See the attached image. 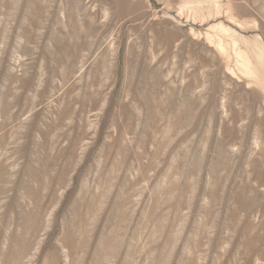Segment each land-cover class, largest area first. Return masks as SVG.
<instances>
[{
    "label": "rangeland",
    "instance_id": "1",
    "mask_svg": "<svg viewBox=\"0 0 264 264\" xmlns=\"http://www.w3.org/2000/svg\"><path fill=\"white\" fill-rule=\"evenodd\" d=\"M0 264H264V0H0Z\"/></svg>",
    "mask_w": 264,
    "mask_h": 264
}]
</instances>
